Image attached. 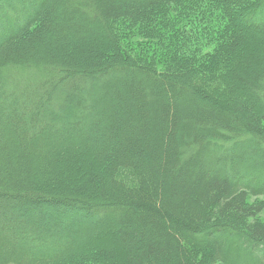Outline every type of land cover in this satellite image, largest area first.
<instances>
[{
  "label": "trees",
  "instance_id": "16d2710c",
  "mask_svg": "<svg viewBox=\"0 0 264 264\" xmlns=\"http://www.w3.org/2000/svg\"><path fill=\"white\" fill-rule=\"evenodd\" d=\"M252 31L264 0H0V264H264Z\"/></svg>",
  "mask_w": 264,
  "mask_h": 264
},
{
  "label": "rangeland",
  "instance_id": "374dc122",
  "mask_svg": "<svg viewBox=\"0 0 264 264\" xmlns=\"http://www.w3.org/2000/svg\"><path fill=\"white\" fill-rule=\"evenodd\" d=\"M180 20V19H178ZM120 28V35L121 37H124L125 42L129 43H137L138 42V46H143L140 47L141 48H145L144 46H150L149 48L152 49L153 51H157L159 49H163V47L165 46V41L164 39H160L157 38L154 43H150L148 40V37L146 36V31H145V36L143 35H136V31H134L137 29V25L134 24L133 22H120L119 25ZM242 26V25H241ZM248 31L250 32L251 29H249L248 24L246 25ZM118 30V29H117ZM133 30V31H132ZM132 32H133V36H132ZM98 34V33H96ZM252 37H250V40L248 41L247 45L244 47V52L240 54L239 58H246L248 56L251 55H257L260 54L262 52H264V33H257V32H253L252 31ZM241 60V58H240ZM241 69L244 70L245 69V63L242 62L241 63ZM263 202V199H254V198H250V203H254V204H259ZM44 216L47 220V222H49V224H60V226H62L63 229H65L68 225H76L74 222L75 220L79 219L78 214H76V212L74 213L73 211H70L68 209H60L58 211H54V212H44ZM259 219L264 222V211L260 214ZM85 222H88L87 220ZM69 226V229L70 227ZM102 248V244L101 243H91L90 245L85 244V246L82 247L81 249V253L84 254H90V255H94L96 259H100L101 258V253L96 254L97 251H95L96 249H100Z\"/></svg>",
  "mask_w": 264,
  "mask_h": 264
}]
</instances>
